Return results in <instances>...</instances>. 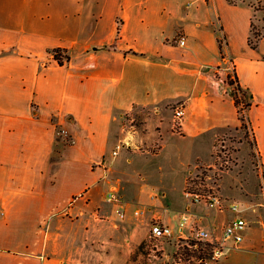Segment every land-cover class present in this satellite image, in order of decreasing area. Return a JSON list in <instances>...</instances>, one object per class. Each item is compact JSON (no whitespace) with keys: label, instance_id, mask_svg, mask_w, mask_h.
<instances>
[{"label":"crops","instance_id":"1","mask_svg":"<svg viewBox=\"0 0 264 264\" xmlns=\"http://www.w3.org/2000/svg\"><path fill=\"white\" fill-rule=\"evenodd\" d=\"M259 4L264 7V0H0V264H96L79 253L52 258L47 242L64 239L62 228L79 212L103 222L93 215L102 203L95 197L101 184L107 191L115 187L126 202L111 156L117 145L125 149L123 163L134 155L158 157L168 133L193 143L208 139L212 153L217 138L239 123L227 79L234 78L251 102L247 116L264 198V28L257 48L248 44L255 20L262 21ZM55 50L66 62L54 60ZM178 106L184 116L175 131ZM165 114L166 132L160 126ZM140 115L145 123L126 133L125 122ZM149 117L159 120L151 139ZM63 129L73 143L58 135ZM199 156L191 151L185 170ZM105 159L106 170L95 168ZM185 177L184 171L183 192ZM189 200L185 223V210L170 216L166 202L145 205L143 223L170 226L166 240L186 239L192 224L215 232L213 207L198 210L202 203ZM111 208L107 226L118 217ZM66 212L70 216L63 217ZM118 240L122 253L107 254L98 264L133 262V253L150 245L146 233L134 231ZM155 242L158 248L163 243ZM242 242L229 253L250 248ZM146 260L140 256L136 263Z\"/></svg>","mask_w":264,"mask_h":264},{"label":"rangeland","instance_id":"2","mask_svg":"<svg viewBox=\"0 0 264 264\" xmlns=\"http://www.w3.org/2000/svg\"><path fill=\"white\" fill-rule=\"evenodd\" d=\"M256 8L259 11H263V13L259 17L262 20L261 23L258 24L255 20L251 35L253 42L255 41L254 33L262 32L264 28V7L259 4ZM63 56L61 57L62 63L65 58ZM229 80L227 79L228 85L230 84ZM231 80L232 84L229 86L232 91L230 95L233 103L235 102L234 98L237 101L234 106L239 121L238 127L235 130H225L215 141L212 153L210 152L208 139L202 138V140L193 143L190 139L170 136V133L166 137L164 152L158 157L134 155L131 162L123 163L125 149L121 148L122 150L114 158L116 159L115 168L120 173L119 177L124 181V193L127 198H130L127 199L122 195L126 201L122 200L124 204L126 203L127 215L125 218L121 220L116 217L114 220L109 221L107 226V205L112 207V211L115 208L105 202L104 197L107 192V185L101 184L95 193V197L97 201L102 203L99 208L95 209L93 215L97 220L103 222L94 223L92 217L86 212H79L78 219L73 224L68 223L69 226L67 224L65 228H62L61 233L66 236L64 239L57 241L51 238L48 240L47 252L49 255L52 258L66 259L79 253L89 256L91 262L98 264L103 261L102 258H107V254L122 253V248L119 246V235L134 231L137 235L146 233L147 238L149 237V228L153 221L143 223L145 212L148 211L145 205H162L166 202L169 205V215L175 216L182 213L186 209V203L190 202V198L184 192L194 190L204 196L209 194L218 195L222 200H225L224 204L226 205L231 201H235L241 205L243 214H245L248 228L245 230V240L242 243L250 244V248L239 253H229V250L233 249L225 248L217 264H264L263 169L255 148V140L247 116L251 102L248 93L240 91V93L235 94L236 84L234 83V78H231ZM143 123H145L143 115L135 116L131 118L130 122H125V132L131 131ZM158 123L159 120L156 117L147 119L148 139L153 138L155 134L154 128ZM160 126L166 132L170 126V114L164 115ZM172 126L175 131H178L179 121L172 119ZM191 151L198 152L201 161L198 160L185 170ZM95 168L106 170L107 159L97 164ZM184 171L186 177L183 192L182 180ZM145 173L148 178L143 180L142 177ZM159 189L164 195L159 192ZM155 192L156 194H154ZM101 197H103L102 200ZM74 203L76 202L74 201ZM78 203H81V200ZM203 206L204 204H200L198 210H202ZM137 210L140 211L139 215H135ZM153 210L155 209L151 208V211ZM62 216L70 215L66 212V215L62 213ZM211 216L218 223V228H215L213 234L220 238L223 228L234 216L226 210L218 211L215 207H213ZM50 220L51 229H56L55 223L58 221V216ZM225 221L226 223L223 225ZM87 223L90 226H86L88 230H85L84 225ZM199 229L196 224H192L191 233L186 239H161L163 241L161 245L164 248H161L160 245L159 250L154 254L156 257L149 256L151 247L157 244L155 241L149 243L150 248L142 245L133 253L134 261L125 264H137L136 262L140 256H144V259H147V264H154L156 261H158L157 264H198L199 258H209L211 251L208 243L197 239L195 233ZM109 234L112 237L110 241L107 240V235ZM109 244L117 246L118 251L113 252L108 246ZM157 248L158 246L154 247V249ZM258 251L262 253H258ZM150 259L153 261H148Z\"/></svg>","mask_w":264,"mask_h":264},{"label":"built area","instance_id":"3","mask_svg":"<svg viewBox=\"0 0 264 264\" xmlns=\"http://www.w3.org/2000/svg\"><path fill=\"white\" fill-rule=\"evenodd\" d=\"M185 43L184 39L179 40V45L183 46ZM63 62H66L65 58ZM240 93V92H238ZM184 116V108L178 106L173 111L174 121H180ZM58 135L61 136L65 143H73V139L67 132V130H59ZM122 145H117L115 150L111 152V156L114 158L117 156ZM187 196L190 197L191 202L194 204L202 203L206 206L215 207L218 211L226 210L227 212L233 214V218L228 222V224L223 228L220 238H217L213 231H206L199 229L196 231L195 235L199 241H204L208 243L211 247L209 258L200 257L198 264H215L220 257L223 255L225 248H236L244 239V233L246 228H248L247 221L245 219V214H243V208L241 205L235 201L229 202L227 205L224 204L225 200H222L220 196L215 194L201 195L193 191L186 192ZM104 200L106 203L114 206V212L119 219L123 220L126 216L125 204L119 196L118 191L114 187H110L106 192ZM140 211H135V215H139ZM189 214L185 211L181 216V221L185 223ZM172 229L170 226L164 224L160 220H154L149 228V239L150 242H154L161 239H169L172 237ZM229 243V244H228ZM155 245L150 250V257H156L154 254L159 248L154 249Z\"/></svg>","mask_w":264,"mask_h":264},{"label":"trees","instance_id":"4","mask_svg":"<svg viewBox=\"0 0 264 264\" xmlns=\"http://www.w3.org/2000/svg\"><path fill=\"white\" fill-rule=\"evenodd\" d=\"M262 37H263V33L262 32H255L254 33V38H255L254 42L252 41L251 37H249L248 44H249L250 48L251 49H256L257 46H258V43L262 39ZM61 57H62V51L55 50L53 52V58H54L55 61H57L58 64H62ZM229 83L232 84V80H229ZM235 90H236L235 94H237L238 92L241 91L237 84L235 85ZM234 101H235L234 104H237V101L235 100V98H234Z\"/></svg>","mask_w":264,"mask_h":264}]
</instances>
